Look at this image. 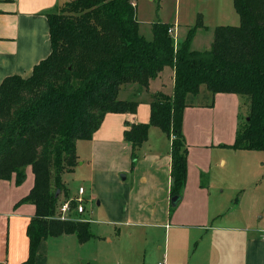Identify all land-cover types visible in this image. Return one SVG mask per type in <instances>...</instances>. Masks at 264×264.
<instances>
[{
  "label": "crops",
  "instance_id": "crops-1",
  "mask_svg": "<svg viewBox=\"0 0 264 264\" xmlns=\"http://www.w3.org/2000/svg\"><path fill=\"white\" fill-rule=\"evenodd\" d=\"M70 1L0 0V87L12 76L30 78L35 67L50 56L48 14ZM177 1L180 8L183 1L185 5L183 17L177 12L170 24L169 35L176 47L199 21L203 27L197 30L191 44V49L198 52L211 49L217 27H238L241 23L233 0ZM203 86L198 95L189 94L186 98L183 132L189 150L188 178L177 208L171 206L172 139L160 128L151 127L148 140L136 151L138 158L133 167V148L124 136L131 125L149 123L155 94L173 96L175 71L166 67L151 80L148 90L136 84L121 90V100L139 103L137 112L109 113L92 140L77 142L78 164L73 172L63 175H78V181L91 185L90 197L98 200V209L105 218L100 221L113 230L98 232L96 236L91 222L82 218L85 213L73 212L70 221L88 223L96 240L81 244L76 235L48 238L41 242L38 253L50 239H70L82 253L95 246L93 258H100V264H264V186L259 189L257 203L246 205L244 201L249 187L245 185L253 186L260 176L249 173L243 177L236 173L232 176L235 185L223 187L224 174L216 171L213 158L216 148L235 143L239 131L234 126L236 115L240 105L249 102L241 95H214ZM198 96H203V100ZM223 104L233 109V137L211 132L215 114ZM28 178L31 183L22 191L14 178L0 183V264H26L29 258L27 229L36 207L25 204L15 208L34 186L31 168L27 170ZM64 186L66 193L59 197L56 219L58 206L77 197L79 188L85 189L84 197L87 194L83 184L70 188L64 182ZM97 188L103 193L98 198L93 192ZM41 258L35 264H41Z\"/></svg>",
  "mask_w": 264,
  "mask_h": 264
},
{
  "label": "trees",
  "instance_id": "trees-1",
  "mask_svg": "<svg viewBox=\"0 0 264 264\" xmlns=\"http://www.w3.org/2000/svg\"><path fill=\"white\" fill-rule=\"evenodd\" d=\"M137 0H72L62 14H48L52 52L33 75L12 76L0 87V183L15 179L21 186L31 168L34 186L15 206L36 207L27 233L34 264L43 240L76 235L84 244L94 236L89 224L55 217L60 195L66 193L65 173L78 164L76 144L92 140L109 113L135 114L139 103L119 98L127 85L148 90L166 67L175 71L173 96L157 93L149 123L131 125L124 133L137 153L151 127L172 140L171 199L182 200L188 178L189 150L183 132L189 94L206 86L214 95L236 94L248 99L246 123L234 150L264 153V0H233L238 27L221 26L209 51L191 49L199 21L185 41L174 45L170 24H152L151 40L140 34ZM172 206V204H171ZM172 206L173 209L177 208Z\"/></svg>",
  "mask_w": 264,
  "mask_h": 264
},
{
  "label": "rangeland",
  "instance_id": "rangeland-1",
  "mask_svg": "<svg viewBox=\"0 0 264 264\" xmlns=\"http://www.w3.org/2000/svg\"><path fill=\"white\" fill-rule=\"evenodd\" d=\"M67 3V2H66ZM66 4L63 3L61 6L55 11L56 14H62V8H64ZM184 1L182 2V7L180 8L179 2L177 0H139L138 1V18L140 21V29L141 34L144 35L148 40H151L153 37L152 34V23L162 21L166 24H171L177 12L183 17V9H184ZM204 43V42H203ZM200 47H204V44H201ZM206 89V86H203ZM203 96H198L197 99L203 100L201 98ZM248 100V99H247ZM239 115H236V123H235V131L236 126L237 130H240L244 123H246V119L248 118V110L249 104L243 102L240 105ZM233 112L232 108H229L227 105H220L215 114V120L213 128H211V132L218 136L219 133H224V138L226 136H234V126L233 119L231 113ZM248 113V114H247ZM218 125L216 126L215 124ZM230 123V124H228ZM228 124V125H227ZM234 145V144H233ZM231 145H222L220 148H216L213 153L214 164L216 165V171L218 173H223L222 177L223 187L227 186L233 187L235 185V181L232 176L236 173L241 176H246L249 173L258 174L260 177L257 181L254 182V185H250L251 183L246 184L248 190L246 194L248 197L246 198V205H253L259 200V189L261 186H264V167L261 166V163L264 161V153L263 152H236L233 150ZM224 162L226 164H224ZM249 164V165H248ZM231 176V177H230ZM63 182L67 184L68 187L78 188L80 184H83L87 189V194L84 197V206L86 207V212L82 215L83 219H87L91 222V229L93 233L97 236L100 234H105L107 230L112 229L113 227L107 226L104 223H101L100 220L105 219L103 215H101L100 210L98 209L97 203L98 200L91 199V185L84 181H78L79 176L75 174H66L63 177ZM258 182L260 184H258ZM31 183V179L28 178L21 186H18L20 191L26 189V186L29 187ZM258 184V185H257ZM16 185V184H15ZM222 189V188H221ZM78 190V189H77ZM94 196L98 198L103 193L99 190V188L94 189ZM242 193L239 194L238 198L241 199ZM62 199V198H60ZM264 214V211H262ZM262 216V215H259ZM111 230V231H112ZM99 232V233H98ZM97 237H93V240H96ZM72 240L66 239H50L49 244L47 243L40 252L38 253V257L36 256L35 262L39 261V257H42L41 264H100L97 262L100 261V258L95 261L93 258L95 254L96 247L94 249H90L89 247L83 250V253L80 251L78 245L73 244ZM34 262V264H35ZM38 264V263H37Z\"/></svg>",
  "mask_w": 264,
  "mask_h": 264
},
{
  "label": "built area",
  "instance_id": "built-area-1",
  "mask_svg": "<svg viewBox=\"0 0 264 264\" xmlns=\"http://www.w3.org/2000/svg\"><path fill=\"white\" fill-rule=\"evenodd\" d=\"M169 34L172 35V29L169 30ZM174 139H176L175 136L172 137V140ZM84 195L85 189L79 188L77 197L68 199L58 206L56 217L63 221H70L73 220L71 216L73 212L78 214L85 213ZM159 264H165V262Z\"/></svg>",
  "mask_w": 264,
  "mask_h": 264
},
{
  "label": "water",
  "instance_id": "water-1",
  "mask_svg": "<svg viewBox=\"0 0 264 264\" xmlns=\"http://www.w3.org/2000/svg\"><path fill=\"white\" fill-rule=\"evenodd\" d=\"M123 178L125 179V176ZM178 203H179V198L178 197H173L171 199L172 206L176 207Z\"/></svg>",
  "mask_w": 264,
  "mask_h": 264
}]
</instances>
